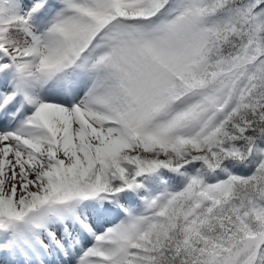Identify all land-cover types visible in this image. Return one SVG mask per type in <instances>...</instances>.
I'll return each mask as SVG.
<instances>
[{
	"label": "snow or ice",
	"instance_id": "obj_1",
	"mask_svg": "<svg viewBox=\"0 0 264 264\" xmlns=\"http://www.w3.org/2000/svg\"><path fill=\"white\" fill-rule=\"evenodd\" d=\"M0 264H264V0H0Z\"/></svg>",
	"mask_w": 264,
	"mask_h": 264
}]
</instances>
